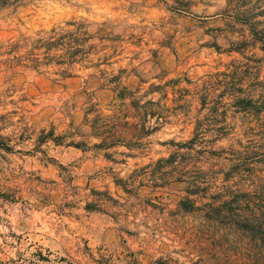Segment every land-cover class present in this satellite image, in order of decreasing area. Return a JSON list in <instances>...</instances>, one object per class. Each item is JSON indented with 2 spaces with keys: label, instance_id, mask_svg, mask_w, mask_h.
Here are the masks:
<instances>
[{
  "label": "rangeland",
  "instance_id": "1",
  "mask_svg": "<svg viewBox=\"0 0 264 264\" xmlns=\"http://www.w3.org/2000/svg\"><path fill=\"white\" fill-rule=\"evenodd\" d=\"M263 10L0 0V264H264L207 212L264 182Z\"/></svg>",
  "mask_w": 264,
  "mask_h": 264
},
{
  "label": "trees",
  "instance_id": "2",
  "mask_svg": "<svg viewBox=\"0 0 264 264\" xmlns=\"http://www.w3.org/2000/svg\"><path fill=\"white\" fill-rule=\"evenodd\" d=\"M260 15H264V10L260 12ZM262 45L264 51V40ZM261 108L264 109V104ZM254 185L255 191L246 194L245 192L236 193L227 190L221 203L217 207L209 206L207 212L212 213L217 218L220 217L230 230L241 231V233L249 236L251 242L259 243V246L254 245L252 258L255 262H260L261 260L264 261V196H262L264 194V182H258ZM198 187L196 183L191 185L193 189ZM87 209L93 208L88 206Z\"/></svg>",
  "mask_w": 264,
  "mask_h": 264
}]
</instances>
